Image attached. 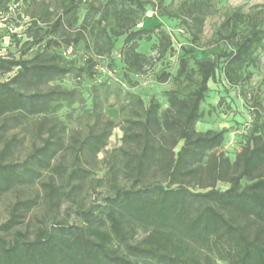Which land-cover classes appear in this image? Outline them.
I'll use <instances>...</instances> for the list:
<instances>
[{
	"label": "trees",
	"instance_id": "16d2710c",
	"mask_svg": "<svg viewBox=\"0 0 264 264\" xmlns=\"http://www.w3.org/2000/svg\"><path fill=\"white\" fill-rule=\"evenodd\" d=\"M27 1L0 0V15L9 13L12 2ZM221 1L181 0L174 10L163 1L157 6L161 17L191 20L196 42L206 18ZM148 5L154 6L153 1L94 0L80 18L76 0H61L55 19L46 5L43 16L50 18L47 28L33 20L26 31H35L28 33L31 39L22 45L20 57H0V75L10 76L0 82V142L12 127L34 117L43 118L41 144H34L24 162L7 161L20 142L16 137L0 152V195L41 178L65 150L66 126L55 116L81 100L79 85L96 78L100 64L112 57L116 40L123 39L120 64L129 82L132 77L147 75L173 54L172 38L160 26L139 28ZM263 22L264 16L252 17L237 9L222 24V38L231 51L222 50L208 59L191 58L194 69L184 56L175 77L162 73L159 84L173 80L175 85L166 92L164 111L156 98L145 105L129 95L137 99V106L130 109V126L120 151L130 184H120L114 175L107 193L89 207L76 209L74 224L56 223L40 229L33 239L17 230L23 221L14 211L0 225V264H216V260L264 264V119L256 113L234 161L222 150L227 129H196L204 117L201 106L211 92V82L221 78L234 89L251 77L247 70L258 63L257 51L264 49ZM153 36L157 56L140 53V43L150 42ZM81 43L87 50L81 65L67 62L57 51ZM29 52L31 56L24 58ZM68 78L77 83L74 89L43 87ZM49 115L52 120L47 119ZM115 127L108 119L100 133L91 132L80 143L79 150L98 156ZM56 172L71 190L65 192L54 182L42 185L53 210L59 209L64 199L75 198L92 174L83 167L67 174L61 165ZM219 184L228 187L223 190ZM19 204L29 210L35 202ZM13 232L8 241L4 235Z\"/></svg>",
	"mask_w": 264,
	"mask_h": 264
},
{
	"label": "rangeland",
	"instance_id": "374dc122",
	"mask_svg": "<svg viewBox=\"0 0 264 264\" xmlns=\"http://www.w3.org/2000/svg\"><path fill=\"white\" fill-rule=\"evenodd\" d=\"M60 1L28 0L19 4L12 2L9 13L2 12L0 15V57L8 55L20 57L22 45L31 39L28 33L33 34L35 31L33 29L26 31L27 27L32 24L33 20H37L38 24L46 29L50 18L45 19L43 16L44 6L49 5L53 14L51 19H55L56 13L61 11ZM76 1L79 3V17L82 18L88 5L94 0ZM152 1L154 6H147L144 24L139 28L152 29L155 26H160L161 30L172 38L173 54H168L159 61L147 75L132 77L129 82L125 80L120 64L123 39L116 40L112 57L100 64L96 78L84 81L79 85L81 100L70 109L63 108L55 116V120H59L66 126L63 134L65 150L52 161L51 168L45 170L41 178L28 185H17L9 192L0 195V225L7 222L15 211L14 213L21 215L23 221L17 230L27 232L30 239H33L40 229L50 228L56 223L74 224L76 209L89 207L107 193L114 175L120 184L128 186L130 183L125 178L124 158L120 149L124 145V132L130 126L128 123V119L132 117L130 109L132 106H137V99H131L129 95H135L145 105H148L152 98H156L164 111L166 92L174 89L175 85L173 80L167 84H159L157 79L162 73H170L175 77L180 68V60L184 56L190 59V69H194V61L191 58L208 59L215 57L222 50L231 51V46L222 38L225 34L222 24L237 9H241L243 13L252 17L262 18L264 16V0L221 1L216 4L215 10L206 18L203 33L195 42L193 34L196 28L191 20L182 22L160 16V8L157 6L159 1H163L165 7L174 10L178 8L181 0ZM148 13H152L153 17L148 18ZM262 27L264 29V22ZM242 29H245L244 25ZM56 37H59V34ZM155 43L156 36H153L150 42H141L139 52L156 57L157 52L153 51ZM57 51L65 57L67 62L81 65L87 50L85 44L81 43L76 48L69 50L63 48ZM30 54L31 52L24 58H29ZM256 55L259 59L258 63L247 70L251 73V77L237 88H229L221 78L209 84L211 92L207 94L206 100L201 106L204 117L196 125L199 132L228 130L222 150L231 161L235 160L244 145L256 118V113L258 112L261 119H264V49L258 50ZM9 77L0 75V82L7 81ZM76 86L75 80L68 78L61 82L48 83L43 87L45 89L55 87L74 89ZM41 119H43L42 116L31 118L28 123L24 121L20 126L12 127L7 132L4 140L0 142V152L13 137L20 141L13 148L7 159L8 162H24L32 152L34 144H41L39 137ZM47 119L52 120L53 116L49 115ZM108 119L113 120L116 127L112 131L107 147L96 157L81 152L79 150L80 143L91 132L100 133L107 125ZM0 121L2 120L0 119ZM59 165L63 166L67 174L77 167H83L91 171L92 174L83 182L82 190L77 193L75 198L64 199L59 209L53 210L46 201L42 185L54 182L65 192L71 190V187L56 172V167ZM100 181H103V184H99ZM218 187L224 190L228 186L219 184ZM23 201H33L35 205L31 209L25 210L19 204ZM0 235L2 234L0 233ZM4 237L10 241L14 237V232L4 235ZM216 264L227 263L216 260Z\"/></svg>",
	"mask_w": 264,
	"mask_h": 264
},
{
	"label": "built area",
	"instance_id": "2783aa9c",
	"mask_svg": "<svg viewBox=\"0 0 264 264\" xmlns=\"http://www.w3.org/2000/svg\"><path fill=\"white\" fill-rule=\"evenodd\" d=\"M147 17H148V18H152V17H153V14H152V13H148V14H147Z\"/></svg>",
	"mask_w": 264,
	"mask_h": 264
}]
</instances>
